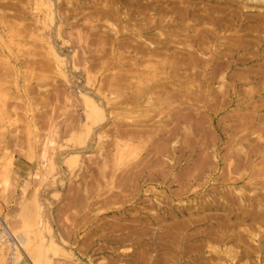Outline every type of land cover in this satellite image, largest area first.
<instances>
[{
    "label": "rangeland",
    "instance_id": "374dc122",
    "mask_svg": "<svg viewBox=\"0 0 264 264\" xmlns=\"http://www.w3.org/2000/svg\"><path fill=\"white\" fill-rule=\"evenodd\" d=\"M258 41L264 0H0V264H264Z\"/></svg>",
    "mask_w": 264,
    "mask_h": 264
},
{
    "label": "bare ground",
    "instance_id": "6f19581e",
    "mask_svg": "<svg viewBox=\"0 0 264 264\" xmlns=\"http://www.w3.org/2000/svg\"><path fill=\"white\" fill-rule=\"evenodd\" d=\"M48 2H49V0H48ZM118 3V2H117ZM3 6V5H2ZM5 6V5H4ZM14 9V8H13ZM16 10V9H15ZM140 10V9H139ZM17 11H19L18 9H17ZM16 11V12H17ZM109 13V12H108ZM11 14V13H10ZM37 14V13H36ZM103 14V13H102ZM13 15V14H12ZM17 15V14H16ZM103 15H106V14H103ZM127 15H129V14H127ZM14 16V15H13ZM131 16V15H130ZM10 17V16H9ZM17 17V16H16ZM19 17V16H18ZM104 17H106V16H104ZM185 18V17H184ZM13 19H15V18H13ZM17 19V18H16ZM46 19H48L50 22H52V21H54V16H53V13H52V11H51V8L49 7V10H47V12H46ZM32 21L34 22L33 24H35L36 22L38 23V22H40L41 21V19H40V17L38 16V15H35V16H33L32 17ZM49 23V22H48ZM256 23V22H255ZM244 28V27H243ZM144 29H146V28H144ZM114 31V30H113ZM139 31V30H138ZM254 31V30H253ZM136 35H138V34H136ZM117 36V35H116ZM130 36V35H129ZM114 37V36H113ZM263 37V36H262ZM115 39H116V37H114ZM114 39V40H115ZM118 39V38H117ZM134 40V39H133ZM140 41V40H139ZM117 42H118V40H117ZM128 42V41H127ZM126 42V43H127ZM166 42H168V41H166ZM259 42H261V41H258L256 44H254L255 45V49L253 50V55H251L250 57H248L247 59L246 58H244L243 60V63L245 62V61H248V62H252V61H254V60H257L258 59V57H260V59L261 58H263V56H261L260 55V53H262V52H264V47L261 49V47H262V43H260L259 44ZM132 43V42H131ZM117 44H119V43H117ZM128 44V43H127ZM124 45H125V43H124ZM123 45V46H124ZM167 45H168V43H167ZM111 46H112V44H111ZM117 46V45H116ZM233 46V45H232ZM118 47V46H117ZM126 47V46H125ZM53 47H51V48H49V49H52ZM131 48L133 49V50H135V51H142V53H144L143 52V50L146 48H144V46H143V44L140 42H135L134 43V45H132L131 46ZM131 49V50H132ZM132 50V51H133ZM246 50V49H245ZM51 53H52V51H51ZM251 54V53H250ZM57 55V54H56ZM34 60V59H33ZM57 60V59H56ZM55 60V61H56ZM113 60H114V58H113ZM56 62H58V61H56ZM114 62V61H113ZM217 63H218V61H217ZM225 63V62H224ZM220 64H221V62H220ZM254 64V63H253ZM258 64V63H257ZM256 64V65H257ZM260 64V63H259ZM251 65V64H250ZM255 65V64H254ZM60 66V65H59ZM224 66V65H223ZM258 67H259V69L257 70V73H259V74H262L261 75V77H262V79L264 78L263 76H264V64H260V65H257ZM250 68H252V67H250ZM249 69V68H248ZM247 69V70H248ZM252 69H255V68H252ZM257 69V68H256ZM248 72H252L251 71V69H249L248 70ZM254 73V72H253ZM62 74V73H61ZM65 74V73H64ZM158 76V75H157ZM195 76V75H194ZM258 76V75H257ZM256 78V77H255ZM257 79V78H256ZM261 79V78H260ZM249 81V80H248ZM262 82H264V81H262L261 80V83ZM249 83H251L250 81H249ZM260 83V84H261ZM263 84V83H262ZM249 85V84H248ZM258 85V84H257ZM113 86V85H112ZM85 89V88H84ZM86 90V89H85ZM85 90H83L84 92H85ZM117 90V89H116ZM90 91V90H89ZM262 91H263V89H262ZM83 94V93H82ZM95 94V93H94ZM97 97V96H96ZM82 101L84 102V107H86V111H85V113L86 114H84V119H82V125H81V123H80V125H81V127L83 126V127H89L90 125V123H92V122H94L95 120H96V116L98 117V116H103V114H102V109H101V106L97 103V101L96 100H94L91 96H88V95H86V93L85 94H83V97H82ZM125 99V98H124ZM84 109V108H83ZM104 111V110H103ZM77 115V114H76ZM73 119V118H72ZM76 125V124H75ZM79 126V125H78ZM76 127V126H75ZM69 129V128H68ZM72 129V128H71ZM123 131V130H122ZM131 132V131H130ZM174 132V131H173ZM121 133V132H120ZM125 133V132H124ZM88 134V133H87ZM126 134V133H125ZM125 134H123V135H125ZM129 134H127V136H128ZM183 135V134H182ZM120 144V143H119ZM127 144H129V143H124V145L125 146H128ZM133 144V143H132ZM69 146V145H68ZM129 147V146H128ZM122 148H124L125 149V147H122ZM127 148V147H126ZM73 151V150H72ZM8 165H12L13 163L11 162V160L7 163ZM42 165V164H41ZM53 166V165H52ZM41 167V166H40ZM45 167V166H44ZM46 168V167H45ZM51 169V168H50ZM41 170V169H40ZM40 170L38 171H36V173L34 174V175H38L39 173H40ZM31 175V174H30ZM37 178V177H36ZM253 214V213H252ZM247 217L248 218H251V220H255V219H257V218H261V219H264V216H256V215H251L249 212H248V214H247ZM250 220V219H249ZM250 220V221H251ZM260 222H264V221H261L260 220ZM243 223V222H242ZM176 225H177V223H176ZM227 225V224H226ZM213 230V229H212ZM219 231V230H218ZM218 231H216V232H213V234H210V236L211 235H213L212 237L213 238H215V240H217L218 242H222V241H224L225 242V238H224V236H225V233L224 232H218ZM137 232V231H136ZM18 235V234H17ZM18 237V236H17ZM188 237L190 238V237H192L191 235H188ZM19 238V237H18ZM21 239V238H20ZM19 239V240H20ZM22 240V239H21ZM112 240V239H111ZM113 241V240H112ZM116 241V240H115ZM16 245V244H15ZM216 252V251H215ZM229 252H230V250H229ZM185 255V254H184ZM232 255V254H231ZM234 258V257H233Z\"/></svg>",
    "mask_w": 264,
    "mask_h": 264
}]
</instances>
